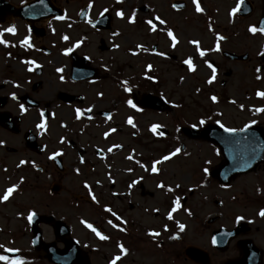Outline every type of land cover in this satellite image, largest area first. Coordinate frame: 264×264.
Segmentation results:
<instances>
[{"label": "flooded vegetation", "instance_id": "obj_1", "mask_svg": "<svg viewBox=\"0 0 264 264\" xmlns=\"http://www.w3.org/2000/svg\"><path fill=\"white\" fill-rule=\"evenodd\" d=\"M197 2L200 13L192 0H0V30L15 28L14 34L0 31V39L7 41L0 44V195L16 186L1 207L21 209L26 192L52 199L65 190L69 198L60 197L61 206L115 213L114 234L103 223L92 224L108 237L104 242L126 249L116 264L127 260L135 245L156 242L163 247L158 255H167L158 262L169 259L172 264L183 255L184 262L199 264L195 260L206 252L209 264H224L239 258L248 244L251 257L264 264V217L257 215L264 208V161L250 171L232 172L242 167L238 150L246 148L241 146L246 138L195 139L182 129L213 125L212 134L222 131L215 124L244 129L264 150V111H255L264 109V97L256 95L264 92V34L248 31L249 26L264 27V0H240L232 16L237 0ZM117 10L123 17L116 16ZM148 19L157 24L155 31L148 30ZM25 37L28 43L21 44ZM189 58L193 71L183 63ZM188 85L200 111L183 110L192 94L184 89ZM76 109L81 110L79 119ZM41 113L44 128L38 129ZM129 117L132 124L126 122ZM152 125H158L155 132ZM219 141L234 151L223 175ZM177 148L174 156L161 160ZM55 152L60 155L49 159ZM167 162L173 168L169 172ZM107 195L110 202H105ZM173 200L179 203L175 211ZM100 201L101 211L93 206ZM61 206L40 212H58ZM197 212H209L200 242L203 226ZM181 214L194 224L187 225ZM220 227L238 233L217 249L212 235ZM192 247L202 252L193 253Z\"/></svg>", "mask_w": 264, "mask_h": 264}, {"label": "rangeland", "instance_id": "obj_2", "mask_svg": "<svg viewBox=\"0 0 264 264\" xmlns=\"http://www.w3.org/2000/svg\"><path fill=\"white\" fill-rule=\"evenodd\" d=\"M184 76H189V74L184 72ZM191 76L192 75H190V77ZM190 77L186 78V80L190 82V85H193L194 78H190ZM185 81L184 83H186ZM190 85L184 88L187 91L192 92V94H189L191 100L186 98L187 109L189 110V112L200 111V110H196L194 106L190 107L191 102L197 101L196 99H194L196 95L195 92L188 88L190 87ZM201 101H205V99H201ZM164 167L166 168L167 172L173 170L169 162H167V164L164 165ZM63 186L67 187L68 185H63ZM66 187L65 189L67 190ZM74 196L77 199L79 196V192L75 191ZM60 197L69 198V194H66L64 190V192L60 191L57 197H54L52 199H45L43 196L39 195V192L34 194H32V192H26L21 198L23 210L17 209L12 206L3 209L0 206V245H3V248H9L8 245L19 246L22 249L21 254L23 253L27 255L25 249L29 246L28 242L31 232L29 230V224L27 223L26 220L29 212H25L24 207L32 206L37 211H50L61 206V204H59ZM93 197L94 195H92V198ZM105 199H106L105 202H110L111 200L109 195H107ZM66 203L69 204L70 202H66ZM81 206H83L82 202H81ZM93 206L98 207L99 210L101 211L104 205L100 201L97 202V206L96 205ZM57 211L58 212H37V213L52 214L57 218L64 219L70 227L71 235L79 243H81V246L83 248L84 246L86 247L85 250L87 253H89L90 258H92L91 260L94 261V264H108V260L110 261L114 255H117L118 249H115L112 243H108L107 241L104 242V240L101 241L102 243H98L100 241H98L92 233H89L87 231L85 224L81 223L82 220L85 222H96L98 224L103 223V225L101 226L104 228V230L108 232V234H114L113 232L114 229L112 226L113 224L108 223L109 220L113 221L114 216L112 212H102V211L98 212L97 210H94V208H88L85 211H83V207L81 208H74L71 206L67 207L64 205V203L63 206H61ZM207 213L209 214V212H197V215L200 216L197 218L198 224L199 226H203V228H199V237H198L199 242L204 239L203 232L207 227V224L204 223V220L206 218ZM180 218L181 220H184V222H186L187 225L194 224L193 222L194 220H192V218L188 216H185V214L184 215L181 214ZM121 220H123V218H121ZM40 229L42 231V237L44 240L54 241L52 230L48 225L40 224ZM8 236L15 237L16 242L13 243L8 241ZM86 240L91 241V243L86 244L85 243ZM3 248H0V252L4 251ZM133 250L131 251L132 252V255L130 256L131 258L129 257L127 260L121 262L120 264H165V263L171 264L169 259L167 261L164 260L165 262L155 261V260H162V258L167 256L165 252H164L165 255L163 253L161 255H158V251H162L163 247L159 248L157 244L146 245V246H144V244H137L133 247ZM26 251H28V253L32 252L31 248H27ZM223 254L224 255L228 254V251ZM35 256H36L35 261L32 264H47L46 263L47 260L45 259V256L44 257L41 256L42 257L41 258L39 256V253H35ZM182 258L183 255L179 259L175 258L176 261L172 262V264H191L187 261L183 262ZM43 259H45L46 261Z\"/></svg>", "mask_w": 264, "mask_h": 264}, {"label": "snow or ice", "instance_id": "obj_3", "mask_svg": "<svg viewBox=\"0 0 264 264\" xmlns=\"http://www.w3.org/2000/svg\"><path fill=\"white\" fill-rule=\"evenodd\" d=\"M117 2L119 3L120 0H117ZM192 3H193V5H195V11H196L197 13H200V12L203 11V9L201 8L200 3H198L197 0H192ZM172 6H173V8L177 7V5H175V4H173ZM239 7H240V0H237V6L231 9V11L229 12V16H232V14L235 13ZM105 11H107V9H105ZM101 15H103V13H101ZM123 15H124V14H123L120 10H117V11H116V16H117V17H123ZM58 19H63V17H58ZM128 19H129V22H133V17H132V16L128 17ZM154 19L158 20L160 25H164V24H165V21H164L163 19H160L159 17H155ZM145 23L148 25V30H149V31H155V30L157 29V24L153 22V19H148L147 21H145ZM0 31L8 32V33H13V34H14V33H15V28L10 26V27L5 28V29H2V30H0ZM248 31H249L250 33L260 32L261 34H264V27L257 29L256 27L249 26ZM114 35H115V33H114ZM167 36H168L169 39L171 40V45H172V46H175L176 43H177V40H176V38H175V36H174V34H173V32H172L171 29H167ZM62 39H68V37H66V36H65V37H62ZM20 43H21V44H27V43H28V37H25L23 40L20 41ZM77 43H79V42H77ZM190 43H192V44H197V41H190ZM0 44H5V45H6V44H7V41L0 39ZM75 46H76V45H73V47H75ZM136 47L139 48V47H141V46H140V45H137ZM262 48H264V46H262ZM70 51H72L71 48L66 49V50H65V54H67V53L70 52ZM196 52H197L199 55H201V56L204 55V52H203L199 47L196 48ZM133 54H135V53H133ZM159 54H160V55H163V53H159ZM183 63L186 64V65L188 66V70H189V71H193V70H194V66H193L192 61H191L190 58H189V59H185V60L183 61ZM206 63H207V62H206ZM208 66H209L210 68L212 67L211 65H208ZM148 67L150 68L151 66L149 65ZM57 71L59 72L60 69H57ZM257 71L259 72L260 69L258 68ZM214 72H215V70L213 69V73H214ZM148 78H149V79H152V77H150V76H149ZM259 78H260V77L257 76V79H259ZM211 79H212V78H209V81H208L209 83H211ZM124 91H125V92H128V91H130V89H129L127 86H125ZM97 95H101V94H100V93H97ZM256 95L259 96V97H264V92L257 91ZM13 99H15L14 96H13ZM211 99H212L213 101H215V100H216V97L213 96V97H211ZM126 103H127L130 107H133V108L136 107V105L133 104L132 100H128ZM20 110H21V112L24 111V106H23V105L20 106ZM137 110H139V109H137ZM75 111H76V116H77V118L79 119V117H80V115H81V110H80V109H76ZM255 111L260 112V111H264V109L257 108ZM43 115H44V114L41 113V120H40V123L37 124V126H36L38 129H43V128H44V119H43ZM126 122H127L128 124H132V118L129 117V118L127 119ZM200 123H203V121L201 120ZM218 123H219V122H218ZM252 123H255V121H253ZM157 127H158V125H152V126H151V130L155 132V130L157 129ZM221 127H223V125H221ZM244 127L247 128L248 125L246 124ZM243 130H244V129H240V131H243ZM109 131H110V132H111V131H115V129H109ZM224 131H225V132H228V133H232V132H235L236 129H232V128H224ZM104 135L107 136L108 133L106 132V133H104ZM160 135H163V133H160ZM114 147H120V146H119V145H115ZM108 151L111 152V151H112V148H109ZM179 151H180V149L177 148L174 152H171V153H169L168 155H165V156L161 157V160H168L171 156H174V155H175L177 152H179ZM57 155H60V153H59V152H55V153H53L52 156L49 157V159H55V157H56ZM129 159H131V157H129ZM20 163L23 164L24 161L22 160ZM159 163H160L159 160H157V161H153V164H152V167H151V171H152L153 173H155V172L158 171L156 165L159 164ZM141 166L143 167V165H141ZM205 171H207V170H205ZM134 183H136V181H133V184H134ZM84 186H85V188L88 187L87 184H85ZM157 187H161V185L158 184ZM15 188H16V186H15V185H12L11 187H8L7 189H5L4 192H3V195H0V201H5V200H7V199L9 198V196L12 194V192L15 190ZM169 191H171V189H169ZM258 191H259V190H258ZM89 195L92 196V193L89 192ZM93 199L95 200V197H93ZM172 204H173L172 211H175L176 208L179 207V203H178L177 200H173V201H172ZM105 210H106V211H110V209H107V208H106ZM172 211H170V212L168 213V218H169V219L172 218ZM34 215H35V214H34L33 212L29 211V213H28V217H27L28 220H29V222H31V220L33 219ZM113 215H115V213H113ZM257 215L264 217V208H261V209L259 210V212L257 213ZM116 219L119 220L120 218H119V217H116ZM236 219H237V220H240L241 217L238 216V217H236ZM81 223L85 224V227L91 229V230L96 234V236H97L99 239H101V240H106V239H108L107 236L102 235V234H101L99 231H97L96 228H94L91 224H88V223H86V222L83 221V220L81 221ZM108 223H109V224H112V221L109 220ZM112 226H113V227H116V225H114V224H113ZM179 227H180L181 229H183V228H184V225H179ZM149 235H153V236H155V235H158V233H155V232H149ZM212 243H213V244L216 243V237H213V238H212ZM0 248H3V245H0ZM117 248L119 249V253H120V254H119V255H116V256H113V258L109 261V264H116V262H117L118 260H120V258L126 253V249H125L122 245L117 244ZM3 250H4V252H12V253H15V252L18 251L17 249H10V248H3ZM0 261H2L3 264H24L23 260H22L19 256H16V257H14V258H10V257L7 256V255H2V254H0Z\"/></svg>", "mask_w": 264, "mask_h": 264}, {"label": "water", "instance_id": "obj_4", "mask_svg": "<svg viewBox=\"0 0 264 264\" xmlns=\"http://www.w3.org/2000/svg\"><path fill=\"white\" fill-rule=\"evenodd\" d=\"M36 219V217L34 216L33 217V219H32V221L34 222V223H36V221L37 220H35ZM46 221H50V217H45L44 218ZM56 224L54 225V228H55V230H56V232L58 231L59 232V229H60V227L62 226V225H60L61 223H59L58 221L57 222H55ZM66 230V229H65ZM34 237H33V240L35 241V242H39V246H41V247H45V248H47V246L44 244V243H42V241H41V238H40V233H39V231H38V229L37 228H34ZM68 248L70 249V251H71V253L70 254H68L67 253V255H60V256H54V254L53 253H50L49 254V257H56V259H55V261L56 262H58V263H60V264H63L64 263V258H66V260H67V263L66 264H68L69 263V260H68V257H70L71 258V260L70 261H73V258L76 256V253L75 252H77V245L75 244V243H68ZM59 255V254H58Z\"/></svg>", "mask_w": 264, "mask_h": 264}]
</instances>
